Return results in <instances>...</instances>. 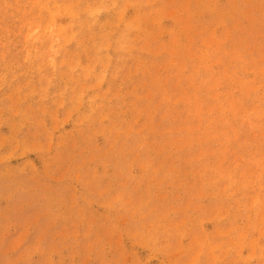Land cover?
<instances>
[{
	"label": "rangeland",
	"instance_id": "obj_1",
	"mask_svg": "<svg viewBox=\"0 0 264 264\" xmlns=\"http://www.w3.org/2000/svg\"><path fill=\"white\" fill-rule=\"evenodd\" d=\"M0 264H264V0H0Z\"/></svg>",
	"mask_w": 264,
	"mask_h": 264
}]
</instances>
